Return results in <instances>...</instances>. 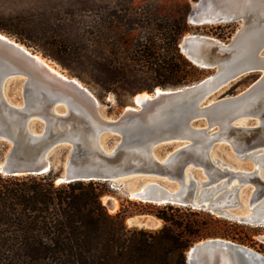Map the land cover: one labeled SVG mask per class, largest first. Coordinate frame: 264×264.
Segmentation results:
<instances>
[{"label":"water","instance_id":"water-1","mask_svg":"<svg viewBox=\"0 0 264 264\" xmlns=\"http://www.w3.org/2000/svg\"><path fill=\"white\" fill-rule=\"evenodd\" d=\"M226 1L227 13L206 21L193 18L192 22H242L228 43L189 35L179 46L195 66L215 69V73L190 86L162 89L152 96L137 94L135 107H126L116 117L107 116L96 96L78 79L59 75L25 46L0 33V139L9 143L0 173L45 175L54 164L50 156L54 147L70 145L57 183L106 182L113 191L145 204L191 208L238 224L264 227V137L250 143L255 131L240 124L244 118L258 117L264 128V108L260 112L250 109L264 93V0ZM255 72H262V77L242 94L212 99L229 84ZM12 80L22 81L18 98L7 93ZM201 118L207 124H194ZM36 122L43 124L41 133L34 130ZM108 134L119 137L111 151L103 145ZM241 141L252 150L250 155L256 157L255 166L262 174L253 169L234 171L216 158L218 144L227 142L238 153ZM177 142L183 145L174 146L165 157L158 154L160 146ZM198 169L206 180L196 178ZM235 179L237 183L230 185ZM134 180L141 182L132 185ZM241 182L254 186L252 200L257 204L250 216L228 205L227 197ZM104 205L113 210L114 198ZM150 217L131 219H138L140 227L136 228L156 229ZM186 263L264 264V256L214 238L191 246Z\"/></svg>","mask_w":264,"mask_h":264},{"label":"trees","instance_id":"trees-1","mask_svg":"<svg viewBox=\"0 0 264 264\" xmlns=\"http://www.w3.org/2000/svg\"><path fill=\"white\" fill-rule=\"evenodd\" d=\"M95 12L88 23L79 17L72 20L78 26L75 42L58 30H32L30 21L13 16L0 15V32L22 44L40 45L45 55L57 60L75 57L86 64L101 90L120 102L136 92L152 91L147 84L137 86L133 82L137 78L175 89L206 76L207 70L181 53L180 43L189 32L185 17L159 13L125 18L108 15L101 6ZM135 27L146 32L135 35ZM229 28L217 26L210 34L225 41L231 36ZM7 147V142L0 143V162ZM68 150H63L61 163ZM63 171L62 164L54 163L45 175L0 173V264H187V250L201 240L222 238L244 244L237 223L170 205L140 203L139 212L154 215L163 226L129 228L126 207L111 214L103 203L113 193L109 184L57 183Z\"/></svg>","mask_w":264,"mask_h":264},{"label":"rangeland","instance_id":"rangeland-1","mask_svg":"<svg viewBox=\"0 0 264 264\" xmlns=\"http://www.w3.org/2000/svg\"><path fill=\"white\" fill-rule=\"evenodd\" d=\"M98 6H101L102 9H104V12H106L108 15L118 14L119 16H123L125 18L126 17L128 18L130 16L142 17V16L159 14V13L176 16V17H181V16L185 17L187 26L189 28V32H187L184 36L201 35V36H208L211 38L218 39L216 37L211 36L210 34L211 29L217 26L231 25V28L227 30L228 32L231 33L230 38H228L225 41L218 39L225 43H228L232 39V37L243 26L242 22H235V23L217 22V23H200V24H196L192 22L193 18H200L202 19V21H206L212 15L218 16L227 13L229 10V4L226 0H0V15L25 18L28 21H30V25H32L31 26L32 30H36V29L37 30L45 29L48 31H52L53 29L58 30L61 33L69 34L68 36L72 38L71 40H74L75 42L78 34L77 33L78 26L77 23H75L72 20L79 17V20L83 19L87 23L90 22L93 19L94 15H96L95 10L98 8ZM57 19H66L70 21L58 22ZM135 30H136L135 35H137L138 33L144 34L146 32L145 29L139 27H135ZM3 34L7 35L12 40L20 43L21 45L25 46L29 51L33 52L37 56L39 55L44 59L50 61L51 63H53L54 66H56V68H58L65 75L78 79L92 94L96 96V98L103 106L102 110L109 117H116L120 115V113L126 107H135L134 99L137 94L147 93L152 95L158 88L164 89L160 86L154 85V82L150 80L137 78L133 80V82L137 86H142V84L145 85L147 84L152 88V91L136 92L133 95L125 96L120 102L113 93L103 92L101 88L95 83L92 74L90 73L89 69L85 66L86 64H84V66L81 65L75 57L73 56L68 57L65 55L63 57L61 56L59 60H57L52 56L45 55L42 52L41 48L39 47L40 45H36L34 43H27L28 45L22 44L14 36H10L9 34L6 33ZM215 71H216L215 69L207 70L204 79L212 76L215 73ZM262 75H263L262 72H255L246 75L234 81L233 83L229 84L222 90H220L216 95L212 97V99L218 100L221 98H228V97H234L240 95L243 92H245L247 89H249L251 86H253L255 83H257L262 77ZM21 85H22L21 80L10 81L7 85L8 95L18 98L21 91ZM235 123L237 122H233V124ZM194 124L205 125L207 124V119L201 118L199 120H196ZM240 124H242L244 128L255 131V134L251 138L250 143L259 141L260 138L264 137V133L262 132L264 128L260 123V118L247 117L244 118L242 122H240ZM34 130L38 133H41L43 130V124L41 122H36L34 124ZM118 140H119L118 136L114 134H108L104 136L103 145L106 148V150L111 151L115 148ZM1 142H5V141L0 139V143ZM7 144L9 147L8 142ZM178 145H183V142L162 145L158 148V154L161 157H165L166 154L174 146H178ZM8 147L5 150L4 159L8 152ZM67 148H69L68 153L66 154L63 163H61V161L59 160L60 156L62 155L63 150ZM246 148L247 145L244 142H242V144L238 148L239 152L237 153L233 150L232 146L229 143L222 142L218 144L215 148L216 158L221 163L229 166L234 171H251L255 167V163H257V160L254 155H250L252 150H247ZM70 149H71L70 145H57L54 147V149L50 153V156L52 157L53 162L56 163V166H59L60 164L64 166L68 158ZM195 175L196 178L198 179L206 180V175L202 170L199 169L196 170ZM240 178L242 180L244 179L243 177ZM140 182L141 180H134L132 182V185L140 184ZM253 190H254V186L251 183L242 184L241 182V184L237 187L235 193H233L232 196L227 197L228 200H231L228 201L229 202L228 205L234 207V209L238 213H249L247 209L242 207V203L246 205L248 204ZM105 197L107 198L113 197L117 201V205H118L117 209L114 210L115 212L109 211V213L116 214L120 211L122 207L127 208L130 215L126 217L125 223L129 228H136L128 223L129 219L133 217H137L140 215H149L156 218L154 215L151 214L140 213L139 211L142 209L137 205H139L142 202L138 200L130 199L127 195L121 192L113 191L112 194ZM160 207H164V206H160ZM204 213L211 214L209 212H204ZM213 216L214 218L225 220L223 218L217 217L216 215ZM238 225L240 226V229H236V232L240 233L239 236H241L244 239V244H241L240 242H234L228 239L225 240L231 241L236 244L244 245L264 256V247H263L264 227L258 228L255 226H249L243 224H238ZM162 226H163V222L161 221L160 225L153 230L160 229ZM219 227L221 228V226ZM146 230H150V229H146ZM208 239H214V238H208Z\"/></svg>","mask_w":264,"mask_h":264},{"label":"bare ground","instance_id":"bare-ground-1","mask_svg":"<svg viewBox=\"0 0 264 264\" xmlns=\"http://www.w3.org/2000/svg\"><path fill=\"white\" fill-rule=\"evenodd\" d=\"M189 35H186V37H188ZM23 46V45H22ZM42 62H44L50 69H52V70H54L56 73H58L59 75H61V76H63V77H67V75H65L63 72H61L58 68H56V66H54L53 65V63H51L50 61H48V60H46V59H44L43 57H41V56H37ZM168 90V89H167ZM162 91V89H157L156 90V92L157 93H159V92H161ZM147 95V94H146ZM140 95H136V97H135V99L136 98H138ZM150 96H152V95H150ZM264 108V93L262 94V96L260 97V98H258V100H256L251 106H250V109H252V111L253 112H260L262 109ZM253 170H257V172L259 173V174H262V172H261V169H259V166L258 165H256L254 168H253ZM245 172V171H244ZM237 181H238V179L236 180H233L232 181V183L230 184V185H234V184H236L237 183ZM110 198H107V197H105V198H103V203L104 204H106V202L109 200ZM114 203H115V205H114V209L113 210H110V212H113L114 210H116L117 209V201L114 199ZM257 204V201H254V200H252V194H251V197H250V200H249V202H248V204L246 205V204H243L242 203V207L243 208H245V209H247L248 211H249V213H241V215L242 216H250V215H252L253 213H252V210L254 209V207H255V205ZM115 212V211H114ZM149 220H150V222H151V226H152V228H157L159 225H158V223L155 221V218L154 217H150L149 218ZM128 223L129 224H131V225H133V226H139L140 227V225H138V219H134V220H132V219H129V221H128ZM142 227V226H141ZM143 228H150V227H143Z\"/></svg>","mask_w":264,"mask_h":264},{"label":"crops","instance_id":"crops-1","mask_svg":"<svg viewBox=\"0 0 264 264\" xmlns=\"http://www.w3.org/2000/svg\"><path fill=\"white\" fill-rule=\"evenodd\" d=\"M155 221L158 223V225H160V222H161L160 220L155 218Z\"/></svg>","mask_w":264,"mask_h":264}]
</instances>
